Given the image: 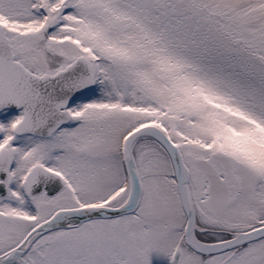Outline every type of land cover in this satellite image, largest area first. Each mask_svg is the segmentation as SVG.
Segmentation results:
<instances>
[{"label": "snow or ice", "instance_id": "snow-or-ice-1", "mask_svg": "<svg viewBox=\"0 0 264 264\" xmlns=\"http://www.w3.org/2000/svg\"><path fill=\"white\" fill-rule=\"evenodd\" d=\"M0 264H264V0H0Z\"/></svg>", "mask_w": 264, "mask_h": 264}]
</instances>
